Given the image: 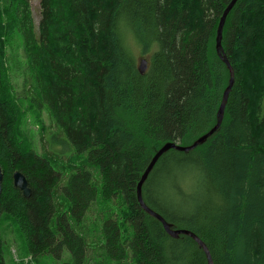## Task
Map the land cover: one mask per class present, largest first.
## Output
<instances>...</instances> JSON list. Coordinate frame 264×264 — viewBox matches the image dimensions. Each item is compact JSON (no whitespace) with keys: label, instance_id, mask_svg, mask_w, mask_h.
<instances>
[{"label":"trees","instance_id":"obj_1","mask_svg":"<svg viewBox=\"0 0 264 264\" xmlns=\"http://www.w3.org/2000/svg\"><path fill=\"white\" fill-rule=\"evenodd\" d=\"M229 2L39 0L35 23L29 0H0V264L5 224L52 264H207L190 236L171 237L140 207L136 184L163 143L189 145L215 124ZM221 44L234 83L219 128L163 153L142 197L213 264H264V0H236ZM44 113L55 129L38 153L29 127Z\"/></svg>","mask_w":264,"mask_h":264},{"label":"water","instance_id":"obj_2","mask_svg":"<svg viewBox=\"0 0 264 264\" xmlns=\"http://www.w3.org/2000/svg\"><path fill=\"white\" fill-rule=\"evenodd\" d=\"M235 2H236V0H230V2L227 4L222 15L219 18L217 28H216L215 51H216V54L219 57V59L227 67L229 77H228V83L223 90L220 104H219L218 109L216 111V122H215V124L207 132L198 136L189 145H182V144H180L178 142H174V141H167V142L163 143L155 151V153L152 155V157L150 158V161L148 162L144 171L140 175V178L136 184V198H137V201H138L140 207L145 212H147L148 214H150L153 217H155L156 219H158L161 222L166 233L168 235H170L171 237L177 238L180 234H185V235L190 236L203 249V251L206 255V258H207V264H213V260H212L211 254H210L209 249L206 246V244L194 232H192L188 229L173 228L171 223H169L159 213H157L152 208H150L145 203V201L142 197V185H143L144 181L146 180L149 172L152 170L153 166L155 165V163L157 162V160L159 159V157L163 153H165L169 149H176L179 151L188 152V151L192 150L193 148H195L196 146H198L199 144H202L203 142H205V140L219 128V126L222 122L223 116H224V109H225V105L227 102L228 94H229L231 87L234 83V69L231 66V63H230L229 59L227 58V55L225 54L224 49H223L222 44H221L222 29H223V25H224L226 15L229 12V10L232 8V6L234 5ZM146 68H147L146 58H140L139 63H138L139 71L141 73H143L146 70ZM11 176H12V183H13L14 187L18 188L21 191L23 196L28 197L31 193V189L28 185V182H27L25 175L20 170H14L12 172ZM2 179H3V171H2V168L0 166V194H1Z\"/></svg>","mask_w":264,"mask_h":264},{"label":"rangeland","instance_id":"obj_3","mask_svg":"<svg viewBox=\"0 0 264 264\" xmlns=\"http://www.w3.org/2000/svg\"><path fill=\"white\" fill-rule=\"evenodd\" d=\"M33 20L35 23H37L39 19V0H29ZM16 42L11 45H7V51L9 52L13 46L15 48V45H17L20 40L18 37H16ZM140 58H148V55L145 53H141L138 51V61ZM139 63V62H138ZM24 107L26 110L29 109V105L25 104ZM42 122H35L33 118L27 117V120H33L30 124L29 131L30 135L35 140V148L38 153L42 152V141H41V132H45L48 130H54L55 127L51 123V121L48 118V115L44 113L42 115ZM46 129V130H45ZM47 137L51 139L52 135L51 133H48ZM53 140V139H52ZM58 148L61 150L65 155H61V160H66L67 155L69 153V148H64L60 144L56 145L55 148ZM156 193L150 192V197H154ZM157 197V198H156ZM156 199H159L158 195L155 196ZM2 238L5 244V251H4V259L6 264H52L54 263V257L50 254L32 257L29 251L25 248L23 237L20 235V233L13 227L12 224H5L3 226V232H2Z\"/></svg>","mask_w":264,"mask_h":264}]
</instances>
